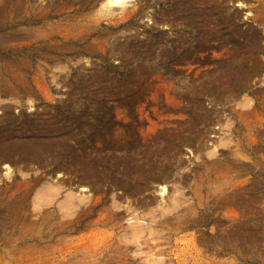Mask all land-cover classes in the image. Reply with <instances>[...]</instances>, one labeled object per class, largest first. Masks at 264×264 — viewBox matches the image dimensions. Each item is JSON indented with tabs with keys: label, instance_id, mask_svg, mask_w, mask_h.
Wrapping results in <instances>:
<instances>
[{
	"label": "rangeland",
	"instance_id": "1",
	"mask_svg": "<svg viewBox=\"0 0 264 264\" xmlns=\"http://www.w3.org/2000/svg\"><path fill=\"white\" fill-rule=\"evenodd\" d=\"M0 264H264V0H0Z\"/></svg>",
	"mask_w": 264,
	"mask_h": 264
},
{
	"label": "bare ground",
	"instance_id": "2",
	"mask_svg": "<svg viewBox=\"0 0 264 264\" xmlns=\"http://www.w3.org/2000/svg\"><path fill=\"white\" fill-rule=\"evenodd\" d=\"M127 0H107V4L110 6L124 5Z\"/></svg>",
	"mask_w": 264,
	"mask_h": 264
}]
</instances>
